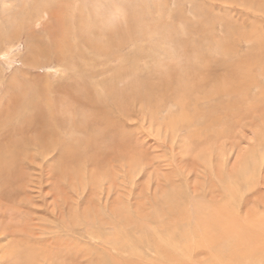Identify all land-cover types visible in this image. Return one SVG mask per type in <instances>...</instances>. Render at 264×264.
Wrapping results in <instances>:
<instances>
[{
  "label": "rangeland",
  "instance_id": "1",
  "mask_svg": "<svg viewBox=\"0 0 264 264\" xmlns=\"http://www.w3.org/2000/svg\"><path fill=\"white\" fill-rule=\"evenodd\" d=\"M81 1L0 0V264H264V0Z\"/></svg>",
  "mask_w": 264,
  "mask_h": 264
},
{
  "label": "bare ground",
  "instance_id": "2",
  "mask_svg": "<svg viewBox=\"0 0 264 264\" xmlns=\"http://www.w3.org/2000/svg\"><path fill=\"white\" fill-rule=\"evenodd\" d=\"M92 2H93V0H92ZM91 3V2H90ZM90 3H87V1L86 0H82L81 1V6H80V9H79V11H80V14H81V16H82V21H84V23H85V25L87 26V22H88V19L90 18V17H92V15H94L95 13H97L98 11V14L96 15V16H98L99 15V13L101 12V9H102V7H103V5H93L94 4V2H93V4H90ZM126 3H124V5H125ZM122 5V4H121ZM128 5V4H127ZM48 6V5H47ZM110 6V5H109ZM113 6V5H112ZM116 8H119V6L117 5V7ZM122 9V8H121ZM121 9H118V10H121ZM107 10V9H106ZM105 9L103 10V16H102V18H101V16H100V19H105L104 18V16H108L106 13H107V11H106ZM65 12V11H64ZM124 12V11H123ZM91 13V16L89 15ZM79 14V15H80ZM109 14V13H108ZM128 14V12H124L123 13V15H124V18L125 19H128V17H129V15H127ZM110 17H108V19H109ZM134 19V18H133ZM130 20H132L131 19V17H130ZM129 20V21H130ZM81 21V22H82ZM132 22V21H131ZM103 23H106V22H103L102 21V24ZM127 23V22H126ZM133 24V23H132ZM106 26H112V23H109V22H107L106 23ZM131 26V25H130ZM64 28V27H63ZM88 31V30H87ZM185 65V64H184ZM110 125V124H109ZM262 246H263V244H262ZM163 252V251H162Z\"/></svg>",
  "mask_w": 264,
  "mask_h": 264
}]
</instances>
